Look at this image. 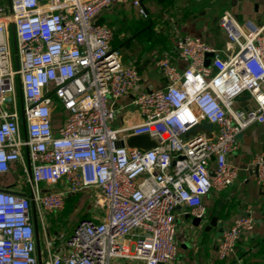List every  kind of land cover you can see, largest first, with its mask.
Here are the masks:
<instances>
[{
  "label": "built area",
  "instance_id": "built-area-1",
  "mask_svg": "<svg viewBox=\"0 0 264 264\" xmlns=\"http://www.w3.org/2000/svg\"><path fill=\"white\" fill-rule=\"evenodd\" d=\"M9 1L10 7L0 3V175L18 179L13 188H0V264H39L32 201L46 245L43 264H171L177 208L204 220V199L238 178L229 157L239 135L264 123V23L247 31L225 14L226 57L201 37L179 38L175 50L187 66L158 59L167 85L135 94L140 122L116 126V103L141 76L113 47V28L96 16L132 4L146 17L140 1ZM244 94L247 109L238 106ZM197 124L212 130L187 136ZM142 134L156 147L126 145ZM252 164L264 187V156ZM88 191L92 217L70 235L56 231L54 241L48 218ZM254 225L248 209L224 228L217 259L230 258Z\"/></svg>",
  "mask_w": 264,
  "mask_h": 264
},
{
  "label": "crops",
  "instance_id": "crops-1",
  "mask_svg": "<svg viewBox=\"0 0 264 264\" xmlns=\"http://www.w3.org/2000/svg\"><path fill=\"white\" fill-rule=\"evenodd\" d=\"M139 1L147 10L146 17L132 4H117L96 16L98 22L113 28V47L122 52L125 62L136 66L141 76L134 92L116 103V126L140 122L138 110L133 104L135 94L155 91L167 85L156 65L158 59L169 58L179 69L187 66L175 50L179 38L201 37L226 57L230 38L221 26L225 14H230L247 31L255 30L264 23V0ZM249 104L247 94L238 100L239 107L247 109ZM258 155L264 156V123L253 124L239 135L238 149L229 157V162L239 170L238 178L227 189L213 191L204 199L207 216L201 224L195 225L194 217L187 214L183 206L177 208V256L171 264H264V187L258 183L252 164ZM15 182L0 178V188H13ZM248 209L255 218L254 228L241 237L230 258L218 260L216 243L222 230ZM92 215L91 210L88 215L82 216L83 221ZM56 218H48L51 226ZM112 264L141 263L116 259Z\"/></svg>",
  "mask_w": 264,
  "mask_h": 264
},
{
  "label": "rangeland",
  "instance_id": "rangeland-1",
  "mask_svg": "<svg viewBox=\"0 0 264 264\" xmlns=\"http://www.w3.org/2000/svg\"><path fill=\"white\" fill-rule=\"evenodd\" d=\"M5 1L6 0H0V3H4ZM0 178L3 180L5 179L7 182H15L18 179L14 173L0 175ZM92 202L91 191L83 192L70 200L67 205L68 208L65 206L64 211L56 214L55 216H57V218L55 220L53 219L54 223L50 229L52 239L56 241L58 238L57 235H55L56 231L65 230L71 234L75 227L83 221L82 216L85 214L88 215L89 211L93 209ZM41 247L42 250L45 251L46 245L43 239L41 240Z\"/></svg>",
  "mask_w": 264,
  "mask_h": 264
},
{
  "label": "water",
  "instance_id": "water-1",
  "mask_svg": "<svg viewBox=\"0 0 264 264\" xmlns=\"http://www.w3.org/2000/svg\"><path fill=\"white\" fill-rule=\"evenodd\" d=\"M140 4H141V7L147 13V10L145 9L143 3L140 2ZM8 6L9 7L11 6L9 0H8ZM13 46H14V53H15V55H17V46H16V40L15 39L13 41ZM208 56L209 57L206 60V66H208L210 64V57L213 56V53L212 54L209 53ZM201 130L211 131L212 125L211 124H197V125L191 127L187 131L186 135L191 136V135H194ZM121 145H124V142H122ZM126 145L130 149H139V150H143V151H149V150H152V148H155L157 143L148 134H142V135H135V136L128 137L126 140ZM27 160H28V163H30L28 157H27ZM257 171H258V169H257V167H255V172L257 173ZM29 196L31 199L33 198L32 194H30ZM32 203H33L32 212H33V217L35 218L34 219V226H35V234H36V241H37L38 262H39V264H43L42 248H41V236H40L39 227H38V223H37L38 218H36V210H35L34 202L32 201ZM194 224L195 225L201 224V219L194 218Z\"/></svg>",
  "mask_w": 264,
  "mask_h": 264
},
{
  "label": "trees",
  "instance_id": "trees-1",
  "mask_svg": "<svg viewBox=\"0 0 264 264\" xmlns=\"http://www.w3.org/2000/svg\"><path fill=\"white\" fill-rule=\"evenodd\" d=\"M77 196V195H76ZM74 198V197H73ZM71 200H72V198H71ZM69 201H70V199L69 200H67V204H66V206L68 205V203H69ZM67 208H68V206H67ZM53 226V225H52Z\"/></svg>",
  "mask_w": 264,
  "mask_h": 264
}]
</instances>
